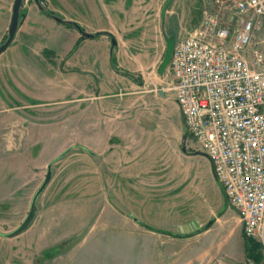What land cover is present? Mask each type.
I'll return each instance as SVG.
<instances>
[{"label":"rangeland","instance_id":"1","mask_svg":"<svg viewBox=\"0 0 264 264\" xmlns=\"http://www.w3.org/2000/svg\"><path fill=\"white\" fill-rule=\"evenodd\" d=\"M14 2L0 0V47ZM181 2L166 16L167 37L176 39L180 26H198L206 11L218 9L215 0ZM71 3L25 0L19 26L30 15L47 21L34 40L25 29L18 51L14 40L0 55V264H254L237 210L183 126L168 68L159 81L127 69L136 62L132 38H120L119 47L114 35L87 37L78 28L87 16ZM146 43L140 50L154 53L155 40ZM107 52L111 67L139 86L123 90L120 114L111 120L98 114L95 95L103 88L92 70L108 64ZM109 136L120 149L116 155L104 149ZM142 150L146 160L126 159ZM50 165L35 219L9 237L27 217ZM195 222L197 231L189 233Z\"/></svg>","mask_w":264,"mask_h":264},{"label":"built area","instance_id":"2","mask_svg":"<svg viewBox=\"0 0 264 264\" xmlns=\"http://www.w3.org/2000/svg\"><path fill=\"white\" fill-rule=\"evenodd\" d=\"M214 8L176 40L168 70L188 134L264 253V0Z\"/></svg>","mask_w":264,"mask_h":264},{"label":"crops","instance_id":"3","mask_svg":"<svg viewBox=\"0 0 264 264\" xmlns=\"http://www.w3.org/2000/svg\"><path fill=\"white\" fill-rule=\"evenodd\" d=\"M179 7L176 9L174 2L170 6L167 12V19L169 16L174 15L178 12L181 4V0H176ZM71 5H77L82 7L83 15L87 16V19H81V24L83 30L90 34H96L99 32H108L115 37H117L118 45L121 46L120 38H132L133 43V52L130 49L128 51L132 52L134 55L135 63H130V65H125L129 70L139 71L141 74L144 72H149L154 81L160 80L159 65L161 58L166 49V40H165V27L162 23L161 13L165 0H71ZM70 2L68 1V5ZM215 2L213 3V5ZM177 7V6H176ZM193 19V18H192ZM91 20V21H90ZM194 20V19H193ZM46 17L42 14L30 15L27 16V20L23 23L21 28L16 35L15 41L11 47H15L18 51L17 37L22 33V31H27L26 36L34 40L37 36V33L41 31V25L43 22H46ZM200 24V23H199ZM198 24V25H199ZM19 26V27H20ZM197 28V25H192L190 28L180 26L179 33L177 38L186 36L192 33ZM176 38V39H177ZM154 39L155 43H152V46L155 47L154 53L150 51L142 52L140 49L148 45L146 40ZM151 43V42H150ZM120 50H122L120 48ZM119 50V51H120ZM120 55V53H118ZM117 55V62H120V59ZM108 61V64L101 65L97 62L92 70L98 75L100 79V86L103 88L99 95H95V100H97V110L98 114H110L112 117L106 116L107 119H113L114 115L120 114L119 105L120 100L123 99L121 96L127 94L123 90L126 88L136 89L138 82L136 79H130L123 75L124 70L120 68V73L115 71L110 64V55L108 52L105 55ZM99 59V58H98ZM118 67L121 66L119 63ZM184 120V119H183ZM185 126V122H183ZM186 127V126H185ZM114 129V127H111ZM113 133L108 135H116V129L113 130ZM124 135H128V131H123ZM113 137H108V143L104 148L105 151H108L110 155H116L120 151L118 146L115 143H111L114 140ZM122 150V149H121ZM126 149L122 150L125 151ZM129 151V149H127ZM126 159H140L141 161L146 160V155L144 151H138L136 154L128 153ZM211 162V161H210ZM133 166V165H132ZM143 163L137 162V167L141 168ZM131 170L133 168H130ZM240 217V216H239ZM241 219V218H240ZM192 227L189 231H197V222L191 225ZM182 232V231H181ZM178 232V233H181ZM243 244L245 249L246 237L243 234ZM264 264V262L262 263Z\"/></svg>","mask_w":264,"mask_h":264},{"label":"water","instance_id":"4","mask_svg":"<svg viewBox=\"0 0 264 264\" xmlns=\"http://www.w3.org/2000/svg\"><path fill=\"white\" fill-rule=\"evenodd\" d=\"M24 1L25 0H15V2H14L13 9H12V12H13L12 13V20H11V24H10V28H9V37H8L7 41L0 47V55L4 51H6L10 47L12 42L15 40L17 31L19 29V24H20V11H21V7H22ZM35 1L37 4H40V0H35ZM174 1L175 0H165V2H164L163 8H162V13H161V19H162L163 25L165 24V21H166L167 12H168L170 6L172 5V3ZM56 18H57V20L61 21V18H59V17H56ZM78 28L80 31H82L81 27L78 26ZM83 33L87 37L93 36L92 34H89L86 32H83ZM165 40H166V50H165L163 61L159 67V73L160 74H163L164 71L169 67L170 60H171L172 53H173V49H174L175 42H176L175 38H173V37L170 38V37H167L166 35H165ZM113 43L116 44L115 39L113 40ZM183 150L186 151L185 146H183ZM51 178H52V166L50 165L46 179L43 182L42 186L37 191V193L33 199V202H32V205H31V208H30V211H29L27 217L25 218V220L22 222V224L15 231L8 234L9 237H14V236L21 234L24 230H26L28 228V226L35 219L36 214H37L36 203H37L38 196L45 190V188L49 184Z\"/></svg>","mask_w":264,"mask_h":264},{"label":"trees","instance_id":"5","mask_svg":"<svg viewBox=\"0 0 264 264\" xmlns=\"http://www.w3.org/2000/svg\"><path fill=\"white\" fill-rule=\"evenodd\" d=\"M49 13V12H48ZM51 15V14H50ZM68 25H75L78 26L77 24L73 23V22H66ZM82 31H84L81 28ZM101 34H107L113 37L112 34L108 33V32H99L93 35V37H98ZM177 237H184L185 235H181V234H173ZM261 249V245L260 243H258L257 241L251 239V238H247L246 237V251H247V257L251 260L254 261V264H261L263 261V256L261 255L260 252Z\"/></svg>","mask_w":264,"mask_h":264}]
</instances>
